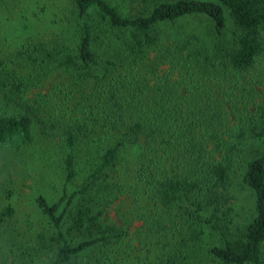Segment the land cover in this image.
I'll return each mask as SVG.
<instances>
[{
    "label": "trees",
    "instance_id": "1",
    "mask_svg": "<svg viewBox=\"0 0 264 264\" xmlns=\"http://www.w3.org/2000/svg\"><path fill=\"white\" fill-rule=\"evenodd\" d=\"M133 1L151 8L131 16L116 0H72L69 30L44 54L70 76L66 90L32 104L19 95L26 80L12 88L0 77L25 110L0 115V147H29L37 124L50 140L49 158L60 152L64 173L59 198H36L46 228L31 236L24 257L264 264V154L239 158L248 134L264 142V0ZM192 16L209 20L205 33L182 31L178 23ZM160 28L176 31L166 37ZM124 34L133 52L110 54ZM152 52V63L142 62ZM236 179L250 192L246 209ZM124 196L144 222L139 241L103 219ZM14 215L7 206L0 228Z\"/></svg>",
    "mask_w": 264,
    "mask_h": 264
},
{
    "label": "rangeland",
    "instance_id": "2",
    "mask_svg": "<svg viewBox=\"0 0 264 264\" xmlns=\"http://www.w3.org/2000/svg\"><path fill=\"white\" fill-rule=\"evenodd\" d=\"M116 3L131 16L151 8L149 2L143 1L116 0ZM70 8L72 0H0V77L12 88H15V82L26 80L27 85L19 95L32 104L36 99H44L47 94L55 95L56 90H63V84L70 80L68 73L57 67L54 58L44 56L45 47L59 43L63 33L69 30ZM178 25L185 33H205L209 20L204 16H192L182 19ZM175 31L172 28L162 30L166 37ZM122 37L125 43L116 42V46L110 50V54L116 57L133 52L129 36L124 34ZM149 55L151 59L144 58L142 62L152 63L156 52ZM164 69L165 66L160 64L159 73L163 74ZM9 86L0 87V115L25 111L19 102L10 101L12 89ZM260 88L263 91V87H258V90ZM254 106L251 107L252 112ZM228 109L231 110V107L228 106ZM232 120L233 128H239L236 114H232ZM35 125L36 141L29 147L12 141L0 147V213L9 205L15 209V215L4 228H0V264H40L28 262L24 257L25 250L34 244L31 236L46 228L36 198L42 193L53 200L63 192V166L58 158L60 152L55 149L56 154L49 158L50 140L43 136L41 127ZM224 137L226 139V135ZM248 138L249 145L241 148L240 161L264 154V142L251 134H248ZM234 186L242 208L246 209L250 192L239 184V179H236ZM131 198L124 196L109 205L103 219L127 228L131 237L136 234L139 241V231L144 222L137 219L139 211L134 212Z\"/></svg>",
    "mask_w": 264,
    "mask_h": 264
}]
</instances>
